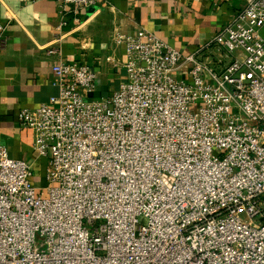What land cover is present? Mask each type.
I'll use <instances>...</instances> for the list:
<instances>
[{
	"label": "built area",
	"instance_id": "2783aa9c",
	"mask_svg": "<svg viewBox=\"0 0 264 264\" xmlns=\"http://www.w3.org/2000/svg\"><path fill=\"white\" fill-rule=\"evenodd\" d=\"M58 1L65 26L102 0ZM263 30L246 0L194 51L119 33L126 80L102 97L91 66L56 63L60 93L19 113L43 185L0 149V264H264Z\"/></svg>",
	"mask_w": 264,
	"mask_h": 264
},
{
	"label": "crops",
	"instance_id": "0c3cea01",
	"mask_svg": "<svg viewBox=\"0 0 264 264\" xmlns=\"http://www.w3.org/2000/svg\"><path fill=\"white\" fill-rule=\"evenodd\" d=\"M246 0H102L71 13L61 26L58 0H0V149L28 160L45 179L48 159L35 149V135L19 119L23 109L49 103L60 93L54 85L58 62L91 66L102 81L97 97L112 94L126 80V47L117 34L153 30L183 51H194L214 37ZM52 47L56 53H48ZM112 75H115L113 77ZM103 78L107 79L103 82ZM104 83V84H103Z\"/></svg>",
	"mask_w": 264,
	"mask_h": 264
},
{
	"label": "rangeland",
	"instance_id": "374dc122",
	"mask_svg": "<svg viewBox=\"0 0 264 264\" xmlns=\"http://www.w3.org/2000/svg\"><path fill=\"white\" fill-rule=\"evenodd\" d=\"M262 32L264 33V30ZM112 76L115 77V75H112ZM106 80L107 79L103 78V82L106 81ZM110 85L114 88V90L117 88L116 87V83H113V84H110ZM101 87H100V89H101ZM37 173L38 172L36 171V173L32 176V182L33 183H36L37 185H43V182H45V179L44 180H41V178L38 177ZM38 174H40V173H38ZM142 222H145V220H142Z\"/></svg>",
	"mask_w": 264,
	"mask_h": 264
}]
</instances>
